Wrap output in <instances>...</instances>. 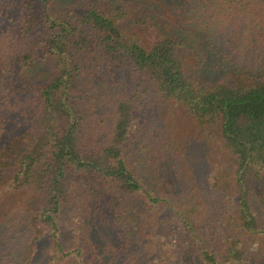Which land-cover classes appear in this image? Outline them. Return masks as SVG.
<instances>
[{
	"label": "trees",
	"instance_id": "trees-1",
	"mask_svg": "<svg viewBox=\"0 0 264 264\" xmlns=\"http://www.w3.org/2000/svg\"><path fill=\"white\" fill-rule=\"evenodd\" d=\"M1 15L0 176L10 157L13 170L1 176L0 195L42 198L45 264H97L61 240L64 210L82 198L105 264L150 262L153 252L133 241L137 196L148 210L163 211L165 199L145 187L129 149L144 155L155 147L146 111L166 103L188 113L197 137L217 131L229 165L214 186L235 193L231 218L241 236L212 216L209 245L194 246L197 226L184 217L188 256L250 264L256 250L244 235L264 237V0H0ZM41 64L50 65L43 78L28 76ZM20 125L23 143L3 141ZM162 226L169 232L166 214L155 224ZM36 242L25 244L35 250ZM187 246L181 256L173 250L172 264H186ZM19 257L0 260L22 264Z\"/></svg>",
	"mask_w": 264,
	"mask_h": 264
},
{
	"label": "rangeland",
	"instance_id": "rangeland-1",
	"mask_svg": "<svg viewBox=\"0 0 264 264\" xmlns=\"http://www.w3.org/2000/svg\"><path fill=\"white\" fill-rule=\"evenodd\" d=\"M155 10H159V8H155ZM0 27L7 29L3 15L0 18ZM194 60L195 58L192 57L191 64L189 63L187 66L189 71H192ZM49 67L50 65L41 64L27 74L31 78H43ZM226 76L225 78L233 77L235 80H240L232 73ZM94 118L98 120L100 115H95ZM146 118L152 121L150 131L155 138L156 145L147 150L146 154L141 155L135 151L134 144H132L129 156L139 163V168L145 173L147 183L145 187L152 190L158 197L165 199L163 211H159L158 207L148 210V206L141 201L142 198L137 196V205L140 209L137 212L139 216L137 215V228L133 241L135 245L137 243L139 246L147 248L148 252H153L151 257H148L150 262L148 261L146 264H172V256L175 251L179 255L183 254L184 246H187L186 236H188L186 234L187 226L182 223L184 217H189L187 221L197 226L196 239L192 240L194 246L209 245L207 236L211 234L212 230H210L209 224L205 225V223L212 216H219L220 221H216V223H232L231 226L235 229L236 234L241 236L239 228L234 227V220L231 218L235 208L234 191L229 187L226 191L222 188L218 190L214 186L219 173H222L229 165V161L221 158L223 153L221 155L218 151L217 131H209L207 138L197 137L188 113L181 107H174L171 103H166L159 109L150 107L146 111ZM24 128L26 126L23 125L16 127L15 134L13 136L5 135L3 141L23 143V140L19 138V133ZM168 141L170 142L169 148L164 151L165 153L161 152L159 146ZM7 162L3 173H1V176L6 179L13 170L12 158H8ZM1 176L0 178H2ZM2 194L3 192L0 195V255L13 253L20 256L22 264H45L50 233H48L47 227H44L38 220V214L43 206L42 198L34 195L27 201H22L16 195L10 196L5 193L2 196ZM87 203L82 198L80 203L76 202L73 206H66L61 225V240L69 251L82 250L83 260L105 264L107 259L102 252L104 249L103 245H100L102 242L101 240L99 243L96 242V238L90 232L89 222L82 216L84 209L80 205L85 206ZM164 214L170 220L169 232H166L163 226L155 228V224L164 217ZM161 236L165 239L160 240ZM34 237H37L36 249L32 250L31 246L28 247L25 242H27V238ZM244 237L256 250L253 258L250 259V264H264V237L257 234H247ZM160 242H163V246H158ZM132 243L130 241L129 248L137 249V246ZM123 248L122 242L116 248L121 256L125 255ZM186 248L188 250L181 260L187 256L186 264H200L193 256H188L191 254L193 246ZM160 255L163 258H160ZM1 262L4 264V261L0 260V264H2ZM119 263L121 262L119 261Z\"/></svg>",
	"mask_w": 264,
	"mask_h": 264
}]
</instances>
